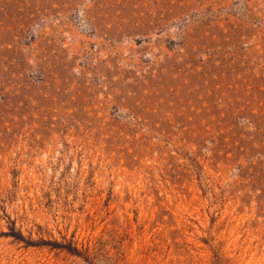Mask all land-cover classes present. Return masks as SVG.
<instances>
[{"label":"rangeland","instance_id":"1","mask_svg":"<svg viewBox=\"0 0 264 264\" xmlns=\"http://www.w3.org/2000/svg\"><path fill=\"white\" fill-rule=\"evenodd\" d=\"M0 264H264V0H0Z\"/></svg>","mask_w":264,"mask_h":264}]
</instances>
